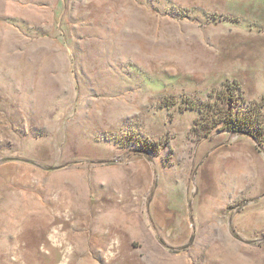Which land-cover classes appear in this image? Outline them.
Returning a JSON list of instances; mask_svg holds the SVG:
<instances>
[{
  "label": "rangeland",
  "instance_id": "1",
  "mask_svg": "<svg viewBox=\"0 0 264 264\" xmlns=\"http://www.w3.org/2000/svg\"><path fill=\"white\" fill-rule=\"evenodd\" d=\"M227 80L264 104V0H0V264H264V146L190 132ZM143 146L141 235L101 255L90 188Z\"/></svg>",
  "mask_w": 264,
  "mask_h": 264
},
{
  "label": "crops",
  "instance_id": "2",
  "mask_svg": "<svg viewBox=\"0 0 264 264\" xmlns=\"http://www.w3.org/2000/svg\"><path fill=\"white\" fill-rule=\"evenodd\" d=\"M27 137L33 138L26 133L18 136V139ZM252 144L255 145V142L253 141ZM141 157L151 159V156L145 153H135L129 155L126 160L99 166L102 170L94 179L95 187L90 188L89 206L90 208L94 206L100 213V217L97 216L95 221H92L90 247L101 255L108 252L121 254L123 245H125L123 235L129 234L134 239L141 235V223L145 218L143 213L146 211L144 190L146 171L144 167L135 166V160L141 159ZM24 164L19 160L1 162L5 169H26ZM58 168L60 166L55 167V169ZM45 188L44 192L47 191ZM76 188L64 191L71 196V203L73 202L71 209L75 213L74 217L80 218L81 211L79 207H76V202H79L77 198L81 197V194L77 196ZM45 216V220L42 221L43 230L50 228V225L53 224L50 222L49 215L44 212L43 217ZM62 226L60 233L65 237V240L68 238L67 244L71 246L70 250L75 251V240L72 239V236L67 237L66 227Z\"/></svg>",
  "mask_w": 264,
  "mask_h": 264
},
{
  "label": "trees",
  "instance_id": "3",
  "mask_svg": "<svg viewBox=\"0 0 264 264\" xmlns=\"http://www.w3.org/2000/svg\"><path fill=\"white\" fill-rule=\"evenodd\" d=\"M187 107L198 112L190 128L196 140L208 139L213 132H228L252 138L257 149L264 146V104H248L237 81H224L216 94L209 95L208 101ZM137 152L153 156L157 154L158 147L143 146Z\"/></svg>",
  "mask_w": 264,
  "mask_h": 264
}]
</instances>
